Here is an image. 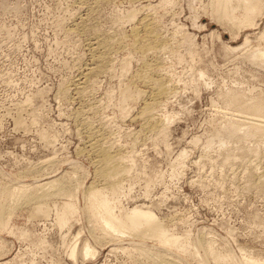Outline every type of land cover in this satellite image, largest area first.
<instances>
[{
	"label": "rangeland",
	"instance_id": "374dc122",
	"mask_svg": "<svg viewBox=\"0 0 264 264\" xmlns=\"http://www.w3.org/2000/svg\"><path fill=\"white\" fill-rule=\"evenodd\" d=\"M211 3L0 0V264H156L139 245L167 264H264V132L241 109L264 99V66L248 56L264 47V10L244 26L218 20ZM145 16L159 42L150 50L133 35ZM154 79L169 92L156 97ZM96 138L128 166L119 190L103 192L113 212L150 211L174 245L96 227L84 197L103 186ZM57 178L66 194L9 200ZM200 239L232 260L206 258ZM86 242L94 256L82 255Z\"/></svg>",
	"mask_w": 264,
	"mask_h": 264
},
{
	"label": "bare ground",
	"instance_id": "6f19581e",
	"mask_svg": "<svg viewBox=\"0 0 264 264\" xmlns=\"http://www.w3.org/2000/svg\"><path fill=\"white\" fill-rule=\"evenodd\" d=\"M211 1H212L211 4H213L212 7L215 13V17L218 20H225L232 24H242L244 26L254 25L255 16L260 13L263 14V10H264V5L262 0H211ZM141 21H142L141 22L142 30L144 33L142 34V37H139L136 30H133V35L135 38H145L144 40H141V42L143 43H140L141 45L138 44L139 45L138 47L144 50L145 49L150 50L153 49L152 45H154V47L156 46L157 48L159 42L156 41L155 38L158 37L153 32V28H152L153 26L151 22L149 21L148 18H146V16L143 17ZM259 37L264 38V27L260 32ZM248 56L251 60L260 62L262 66H264V47H259L257 49H254L249 53ZM104 62L105 60L103 57L97 58L94 63L95 65L93 67H90L88 71L89 72L98 71L99 69L102 68ZM149 82L153 86L152 88L154 90V94L156 95V97L161 96L164 93H167L166 91L168 90L165 86L167 84L164 85V83L160 79L158 80L154 79ZM152 104L155 105L154 101L153 103H151V105ZM151 105L150 106L145 105L146 107L143 108L142 111L144 112V116H146V121H147L146 123H150L149 125L151 126V128L159 133L163 131L166 122H164L165 120L160 118L159 120L156 118L157 120L155 119L154 121H151L153 119L151 116L152 114H150ZM241 109H248L254 111L255 113H258V114H248V116L250 117L244 116L242 118L243 120H245L246 123H248V125L250 124L254 132L257 131L264 132V99L260 100L256 104H251V105L244 104L241 106ZM232 133H234V130L228 129L227 133L225 134L230 135ZM217 135H222V134H217ZM91 143H92L91 151H93V153L96 154L95 157L96 159H94V161H96L97 164L96 173L101 177L103 186L97 188L96 185L95 186L90 185L84 191V197L88 201L87 213L89 212L88 215H90L91 220L97 223L96 227L97 226L99 227L98 229L101 230L102 235H104L105 238L106 237L118 238L124 235L136 236V237L148 236V238L153 237L154 239L158 240L162 245H174L176 238L167 234L164 225L160 221L155 219V217L150 211L133 208L128 211H121L118 214H115L113 212L112 206L108 201V199L106 198V196L103 194V192L104 191L117 192L119 190V184L123 181L122 179H124V175L128 170L127 169L128 166L124 164L125 161L123 162L121 160L122 159L121 157L123 155L120 157L119 156L120 154L119 155L113 154L108 149H106L107 146L105 147L104 146L105 144L101 143V141H99L97 138ZM250 176H253V174H250ZM65 187H66L65 183H63V181L58 178L36 184V188H34L33 191H31L32 189L30 190L31 188L30 185L29 186L20 185L18 188L14 187L15 190L14 192L17 191V193L13 194V198L9 200L11 202H14L15 200H20V197L22 196L29 201H35L33 199H40V198L46 199L52 195L66 194L67 190ZM7 189L8 188L0 189V229L5 228L6 226L4 202L5 199L8 198ZM38 190L40 193L37 192ZM68 208H70V204L63 203L61 209L62 213H65V211H67ZM11 209L12 206L9 205V210ZM59 219L62 221L63 215H61ZM198 246L201 247V249H203L206 258H211L214 260H223V259L232 260L231 253L218 252L217 250L214 249L215 247L213 246V244L205 239H200ZM138 249H140L143 255L156 260V264H167V261L165 262L163 260L162 262L160 260L161 258L160 257L158 258L156 253L145 249L143 246L139 245ZM81 253L83 256H87V255L94 256L96 252L91 247L89 242H86L82 247ZM75 254H76V245L74 244V246L70 249V256L74 258ZM245 264H260V263L254 261H247L245 262Z\"/></svg>",
	"mask_w": 264,
	"mask_h": 264
}]
</instances>
